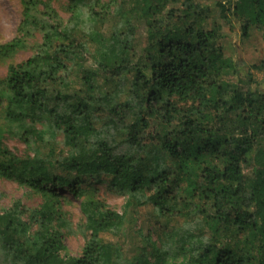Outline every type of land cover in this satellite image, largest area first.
Returning <instances> with one entry per match:
<instances>
[{"label":"trees","instance_id":"1","mask_svg":"<svg viewBox=\"0 0 264 264\" xmlns=\"http://www.w3.org/2000/svg\"><path fill=\"white\" fill-rule=\"evenodd\" d=\"M18 2L0 180L40 202L0 203V264H264V0Z\"/></svg>","mask_w":264,"mask_h":264},{"label":"rangeland","instance_id":"2","mask_svg":"<svg viewBox=\"0 0 264 264\" xmlns=\"http://www.w3.org/2000/svg\"><path fill=\"white\" fill-rule=\"evenodd\" d=\"M20 20V7L18 0H0V43L6 42L10 40L15 33V28ZM256 43H259L255 37L254 40ZM28 52L20 53L15 57V60H21L28 56ZM261 51L250 49L245 53V58L247 63L256 62L254 61L255 58L260 60ZM250 73L253 74V77L256 79H261L264 76V70H255L250 69ZM5 74V65H0V77L4 76ZM0 192L4 195L3 198L0 200L2 207H8L16 198L21 199V201L28 207L36 206L40 199L36 195L27 196L25 195V190L17 187L14 183L0 180ZM102 196L105 198L106 202L118 212L122 211L123 206V199L121 197H117L106 192H101ZM63 195L69 198L72 201L70 206V210L72 212V221L73 225L79 224L81 222L82 216L79 211L78 202L73 200L71 195L67 191H63ZM145 210L142 209L139 212L138 218L136 219V225L144 226V212ZM131 224H133L131 222ZM142 239L136 238L130 232L128 238L123 243V248L125 251L126 256L131 257L134 253L137 252L138 245H141ZM64 245L66 247V252H62V254H67L68 256H78L81 251V247L84 243V238L79 233L75 234H65L63 238Z\"/></svg>","mask_w":264,"mask_h":264}]
</instances>
